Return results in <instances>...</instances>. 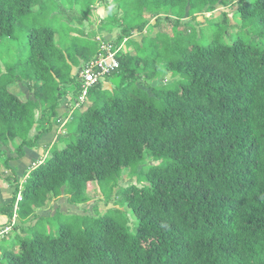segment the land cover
Returning a JSON list of instances; mask_svg holds the SVG:
<instances>
[{
  "label": "trees",
  "instance_id": "1",
  "mask_svg": "<svg viewBox=\"0 0 264 264\" xmlns=\"http://www.w3.org/2000/svg\"><path fill=\"white\" fill-rule=\"evenodd\" d=\"M133 1L141 5V17L148 13L156 24L145 19L136 25L122 7L117 18L122 22L117 21L116 0H86L90 13L107 8L105 33L121 28L111 42L119 67L105 76L110 89L103 82L87 88L85 103L91 104L82 112L84 103L64 125H73L64 135L74 139L62 149L53 147L31 168L17 212L18 182L10 161L23 160L25 148H38L37 141L59 123L64 84L80 103L83 81L71 70L58 71L54 58L61 51L49 26L31 30L22 76L14 67L3 74L0 68V152L5 155L0 166L3 161L12 172L7 182L16 189L0 209L5 218L0 264H264V44L255 39L264 36V0ZM39 3L45 5L44 0H0V40L15 37L21 18L43 15L32 12ZM218 4H237L234 24L226 12L214 16ZM84 12L89 14L87 7ZM201 15L216 25L211 41L189 37L188 46L148 53L161 35L183 37L179 30H185L186 20ZM156 28L161 32L155 37ZM240 32L249 40L233 37ZM140 34L143 44H130ZM147 36L153 41L147 43ZM86 49L77 50L82 62L97 57L100 43L95 51ZM22 80L38 85L35 94L28 85L34 97L26 102L10 91ZM44 99L51 107L43 112ZM94 183L103 194L109 190L106 204L112 208L102 214L96 206L91 215H77L80 223L62 224L57 235L38 230L39 221L49 218L39 215L43 208L62 195L72 206L86 205ZM14 218L21 223L15 226ZM31 219L36 226H26Z\"/></svg>",
  "mask_w": 264,
  "mask_h": 264
},
{
  "label": "rangeland",
  "instance_id": "2",
  "mask_svg": "<svg viewBox=\"0 0 264 264\" xmlns=\"http://www.w3.org/2000/svg\"><path fill=\"white\" fill-rule=\"evenodd\" d=\"M44 1H45V5H41L39 3V4H36L32 8V12H34L36 14H43V15H39V16L33 17V18L28 17V16H26L25 18H21V21L16 26L15 37L14 38H7V37L1 38V40H0V65H1L0 68L2 70V74L7 71L8 67H14V69L17 72L16 75L22 76L23 73L20 70H22L24 68V64H22V62H24V60H26L30 55V50H29L30 38L29 37L31 35V30L34 28H38L40 26H49L50 28H53L55 30V33H56L55 34V49H60L61 52L59 51L60 54L59 53L55 54V55H58L59 58L55 57L54 62L59 63V64H57V69H60L58 71H60L61 73L62 72L67 73L69 70H71V72L73 73L74 69H76L75 72L76 71L78 72V68L82 67V63H84V61L82 62L83 56H82V54L78 55L77 50L81 47H86L87 48L86 53H88L90 51H95L96 46H98L97 38L99 36H101L103 34V32H105L101 28L104 24H107L106 27L108 28V30H106V32H109L110 19L109 20L107 19V21L104 20L108 14H107V10H104L102 8V5L100 7H96V9L94 11L91 10V13H90V8L86 5V3H87L86 0H79L78 2H76L75 0H72V2H70V0H44ZM94 1H97V0H94ZM110 1H114V0H110ZM116 2H117L116 3L117 5L112 7V10H114V12L117 13V15H115L116 20L118 17H122L124 14L123 10L120 9V7H122L125 10V12H127V10H128V14L131 15L132 18L135 19L134 22L136 25L142 24L145 21V19L147 20V22L151 21L152 25L156 24V22L153 19L149 20L150 14H148V13H146L147 14L146 18H144V16L141 17V15H142V11L140 10L141 5L138 4L137 2H135L133 0H116ZM235 5H237V4H234L232 6L223 7L222 4H218L216 6V10L214 11L216 13L214 16L219 17V16H221V14L223 12H226L227 14H229V18L231 19V23L234 24L233 16L235 14V11L237 10V6H235ZM86 7L88 8L89 14L84 12ZM126 7H127V9H126ZM26 18H29V20ZM207 18L208 17L201 15L196 20H192L193 17L191 18V21L189 19H187L186 22H188V23L183 24L185 30H179L183 37L170 38L167 35H161L156 42L150 43L151 41H153V39L151 37L147 36L145 38L147 43H150L153 45V47L150 45L151 48H150L148 53H153V51L155 49H157L159 52H162L165 49L171 50V48L174 45L188 46L187 41H188L189 37L191 38L190 41H193V42L194 41L200 42L203 39H205L206 42H209V40L211 41L213 39V36L215 37L214 31H216L217 29H216L215 24H213L212 27L209 25ZM119 19H121V18H119ZM121 22H122V19H121ZM165 22H166L165 19L162 21L160 20V23H165ZM169 28H171V27H169ZM237 29H238V31L239 30L242 31V27H240V26ZM112 31H113L112 34L105 33L104 39H105L107 45H109V43H111L117 39L119 33L121 32V28L118 29V27H116V29L114 28V29H112ZM146 31H150V27H148ZM153 31H154L153 32L154 36L157 34V32H161L160 28H156ZM234 31H236V32H234ZM230 32L237 33V30H234V29L231 30L230 29ZM139 36H141V34ZM139 36L132 37L131 40L129 41L130 44H132V42L136 41L140 45H142L143 42L141 40H143V38L145 36L144 35H143V37L142 36L139 37ZM172 36H173V29H172V33H171V37ZM239 36H243V37H245V39L249 40V35L247 32H240L238 34H234L233 37H235V39H236ZM251 37H253V36H251ZM255 39L257 40V42L264 44V36L263 37H257ZM228 41H231L230 38H228ZM106 47H108V46H106ZM109 47L112 48L113 44L111 43V45H109ZM128 48H129V46L127 43L124 47V50L129 51ZM130 52L135 53L134 48L130 49ZM62 54L64 57L62 56ZM179 54H180V51H179ZM177 56H178V54H177ZM165 79L167 81H170L172 79L171 74L170 73L167 74ZM21 83H23L26 87L23 86ZM21 83H15V84L11 85L10 91L17 94L21 98V100L26 102L27 100H29L28 97L31 95V93H29V91L27 89V87L29 88L28 85L31 86L29 89L33 90V94H35L34 91L37 90L38 85H35L34 81H31V80H28V81L22 80ZM20 86H22V87H20ZM20 88H21V90H20ZM49 88H50V86L45 88V90H47ZM63 89L65 90V93L63 94L64 97L67 94L71 97L72 102H74L76 97H77L76 94L75 93L73 94L72 91L68 88V86H65V84L61 87L62 91H63ZM31 97H32V95L30 96V98ZM46 99L39 102V108L43 112L45 111L46 108L51 107L50 104L46 105L48 100H49V99L48 100H46ZM81 102L83 103V101H81ZM90 104L91 103H87V104L85 103L83 106H85V109H86ZM63 105H64V100H63ZM85 109L82 108V110H80V109H78V110L83 112ZM61 110H64V109L62 108ZM65 123H66V120H64L61 125L64 126ZM46 125H47V123H46ZM42 127L45 128L46 126H42ZM54 127L55 126L53 123L52 126H50L51 132H49V133L47 132L48 134L44 135L42 137V139L38 141L39 144H41V145L46 144L45 143L46 142L45 137L52 133V130H54ZM72 128H73V125L67 126L66 128L63 127L61 132L65 130V132L68 134V131L71 130ZM37 131L38 130L36 129V127L32 128L30 130V135L32 137H34L36 135ZM67 134L62 135V138L60 139L62 141V143H58L60 149L64 148L66 146V143L71 141L72 138L74 139V137H72V136L66 137ZM38 148H33L31 150L30 155H34L35 153L37 154V152H41V151H43L45 154L48 151V147L43 149V148L38 146ZM26 153H27V149H26ZM0 156L4 157L5 155H4V153L0 152ZM27 160H29L28 157H25L23 160L25 166H26V163L28 162ZM23 161H21L20 163H23ZM16 162H18V161H16ZM5 167L6 166L2 161L1 166H0V174L6 171ZM19 167L21 170L20 173L23 174V167H21V166H19ZM128 171H126V173H125L126 176H128ZM136 179L137 178L134 177L132 180L135 182ZM127 183H128L127 181H125V182L122 181L121 185L124 186V185H127ZM117 191L118 190H116V192ZM9 193L10 192H8L7 194H9ZM109 193H110L109 190L105 189L104 194H103L99 185L97 183H94V185L92 186V188L89 192L90 202L86 205H81V206L70 205L69 201H68L69 196L62 195L58 200L52 201L49 204V206L43 208V210H45V212L44 213L42 212L43 214H39V215H45L49 218H45V219H41V220L39 218L40 226L38 227V230H45L48 234L57 235L58 230L62 224L69 223V222L73 223L75 225L79 224L80 219H77V215H87V214L91 215V214H93V212H92L93 208L96 206L99 207L100 213L104 214L108 209L113 207V204L108 205V206L106 204V200H108L110 197ZM2 195L7 196L4 194V192L1 191V193H0V204H2V205H0V207H3L4 203L6 204V203L10 202L9 200H11V198H12L9 195L8 196L9 200H7V199L4 200L3 199L4 197ZM115 200H116V202L119 201L116 198H115ZM59 210H61L63 213H66V214L61 216V213H59V214L57 213ZM130 218H131V221L133 223L134 217L130 216ZM4 219L0 220L1 221L0 226H2L3 223L5 222ZM31 220L32 221L27 223L26 226H29L30 224L34 225L36 223V221H34V219H31ZM13 223L16 226V225L20 224L21 222L18 218H14ZM34 226H36V225H34ZM13 234H15V233H13ZM13 237H15V236L13 235Z\"/></svg>",
  "mask_w": 264,
  "mask_h": 264
},
{
  "label": "crops",
  "instance_id": "3",
  "mask_svg": "<svg viewBox=\"0 0 264 264\" xmlns=\"http://www.w3.org/2000/svg\"><path fill=\"white\" fill-rule=\"evenodd\" d=\"M113 3V2H112ZM104 10H107V8H103ZM108 14V13H107ZM108 16V15H107ZM106 19V18H105ZM75 70L76 69H74L73 70V75H75L76 73H77V71L75 72ZM82 81H83V87H86V88H88V87H90L91 85H87L86 84V82H85V80H83V79H81ZM99 82H103V85H104V88L105 89H110L111 88V85H110V83L107 81V79H105V78H103L102 80H100ZM96 84V83H95ZM93 85V84H92ZM109 86V87H108ZM28 89V88H27ZM29 91V90H28ZM29 93H31L30 91H29ZM31 95H32V93H31ZM30 95V96H31ZM82 95V94H81ZM30 96L28 97L29 99H30ZM33 96V95H32ZM65 97L66 98H71L69 95H65ZM87 99V98H86ZM63 109H64V111H63V114L64 115H66V114H69L70 112H68L67 111V108L66 107H63ZM51 130V129H50ZM49 132H51V131H49ZM48 132V133H49ZM48 133H46V134H48ZM46 134H44V135H46ZM43 135V136H44ZM62 135H63V132H59L58 131V128L57 127H54V130H52V133L51 134H49V135H47L46 137H45V139H46V144L45 145H41V144H39L38 143V141L39 140H41L42 139V137L37 141V145L39 146V147H41V148H46V147H48V151L44 154V152L43 151H41V152H37V154L35 153L34 155H30V153H31V150L30 149H27V148H25V152H26V149H27V155H25V157H28V159L29 160H27L28 162L26 163V166L24 165V159L23 160H19L18 162H16V160H14V161H10V168H12L13 170H15L16 171V175L14 176L15 177V179L17 180V182H18V193L19 194H21V196H22V200H19L18 198H17V201H16V208H15V210H19V206H18V204L20 203V202H22L23 201V195H22V191H23V188H24V185H25V183H26V180H27V178H28V172L31 170V168H29L32 164H35V161L36 162H38V163H41L48 155H49V153H50V151L52 150V148L53 147H55L56 145L58 146V148H59V145H58V143H62V141H60V139H61V137H62ZM60 141V142H59ZM61 146V145H60ZM39 149V148H38ZM42 149V150H43ZM12 151V150H11ZM11 151H10V153H9V156H11ZM24 157V158H25ZM26 160V159H25ZM21 161H23V163H20ZM19 166H21V167H23V174L22 173H20V167ZM5 168H7V167H5ZM27 174V175H26ZM12 175V172L7 168L6 169V171L5 172H3V173H1L0 174V193H1V191L2 192H4V194L5 195H7V196H4V195H2L4 198V200L5 199H7V200H9L8 199V196L10 195L12 198H13V195H14V192L16 191V189H15V185H10L8 182H7V178L8 177H10ZM23 175V176H22ZM8 190V191H7ZM14 190V191H13ZM7 191V192H6ZM8 192H10L9 194H7ZM3 194V193H2ZM19 194H18V196H19ZM11 198V199H12ZM3 200V201H4ZM10 201V200H9ZM9 203V202H8ZM0 205H2V204H0ZM4 205H5V203H4ZM0 208H2V207H0ZM17 214V213H16ZM4 219V217H3V215L0 213V220H3ZM4 221H5V219H4ZM0 224H1V221H0ZM36 224V223H35Z\"/></svg>",
  "mask_w": 264,
  "mask_h": 264
},
{
  "label": "built area",
  "instance_id": "4",
  "mask_svg": "<svg viewBox=\"0 0 264 264\" xmlns=\"http://www.w3.org/2000/svg\"><path fill=\"white\" fill-rule=\"evenodd\" d=\"M103 51L101 52L95 60L81 68L80 76H82L87 85H92L105 76L110 75L115 69L119 67V62L116 58V52L111 50V47L103 46ZM83 93L80 95V100L84 101L87 98V88L83 87ZM19 200H22L21 194L18 196Z\"/></svg>",
  "mask_w": 264,
  "mask_h": 264
},
{
  "label": "clouds",
  "instance_id": "5",
  "mask_svg": "<svg viewBox=\"0 0 264 264\" xmlns=\"http://www.w3.org/2000/svg\"><path fill=\"white\" fill-rule=\"evenodd\" d=\"M104 36H105V32H103V34L101 35V36H99L98 38H97V42L98 43H100V50H99V52H98V55L101 53V52H104L103 51V46H108L109 47V45H111L110 43H109V45H107V43H106V41H105V39H104ZM112 50V49H111ZM97 55V56H98ZM96 59V58H95ZM95 59H92L91 61H93V60H95ZM87 64V62H84V63H82V67H84L86 64ZM89 63V62H88ZM81 67V68H82ZM81 68H78V72L75 74V75H77V76H79L81 79H83L84 80V78L82 77V76H80V71H81ZM83 90H84V88H83ZM34 97V96H33ZM33 97H31L30 99H32ZM79 99H80V97H79ZM64 100V105L61 107V109L63 108V107H69V108H71V112L68 114V116L65 118V116L63 115L62 117H60L59 119V123H55L54 122V126L55 127H57L58 128V131L59 132H61V130H62V128L64 127L65 128V126H63V125H61L62 123H63V121L64 120H66V123H67V121L69 120V119H71V117H72V114H73V112L74 111H76V110H78V109H80L81 108V106L87 101V99H85L84 101H83V103L81 102V100L79 101L80 103H78V104H75V102H72V99L71 98H64L63 99ZM87 104V103H86ZM82 108H84L85 109V106H83ZM86 110V109H85ZM84 110V111H85ZM62 112V111H61ZM65 123V124H66ZM34 127H36V129L38 128L37 127V125L36 126H34ZM33 127V128H34ZM51 131V130H50ZM64 134H65V130L64 131H62ZM63 134V135H64ZM62 138V137H61ZM47 158V157H46ZM45 158V159H46ZM44 159V160H45ZM43 160V161H44ZM43 161L41 162V163H43ZM41 163H38V162H36L35 161V164H32L29 168H34L37 164H41ZM27 175V174H26ZM16 212H17V210H16Z\"/></svg>",
  "mask_w": 264,
  "mask_h": 264
}]
</instances>
